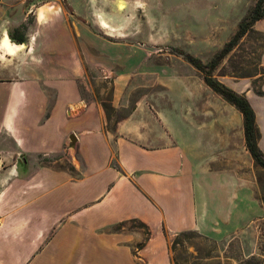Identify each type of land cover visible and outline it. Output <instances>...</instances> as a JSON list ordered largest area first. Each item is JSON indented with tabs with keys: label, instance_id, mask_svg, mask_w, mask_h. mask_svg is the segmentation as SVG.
<instances>
[{
	"label": "crops",
	"instance_id": "0c3cea01",
	"mask_svg": "<svg viewBox=\"0 0 264 264\" xmlns=\"http://www.w3.org/2000/svg\"><path fill=\"white\" fill-rule=\"evenodd\" d=\"M2 1L9 10L0 13V264H171L164 232L223 240L264 214L234 105L220 95L187 113L174 103L153 110L137 103L109 130L98 102L77 96L81 71L69 63L77 55L68 31L45 34L40 63V37L30 29L25 49L12 54L5 36L11 42L9 31L32 9L10 12L31 2ZM223 83L248 99L264 154V80L261 94L250 78ZM70 147L75 162L57 156Z\"/></svg>",
	"mask_w": 264,
	"mask_h": 264
},
{
	"label": "rangeland",
	"instance_id": "374dc122",
	"mask_svg": "<svg viewBox=\"0 0 264 264\" xmlns=\"http://www.w3.org/2000/svg\"><path fill=\"white\" fill-rule=\"evenodd\" d=\"M27 1L33 5L28 3L22 10L15 5L11 10L10 14L21 17L32 9L26 15V24L9 31V36L23 37L30 29L33 38L40 37L34 46V61L40 63V54L47 50L46 35L67 30L77 55L69 63L72 61L81 71L77 96L98 102L107 121L105 127L112 130L137 103L148 109L174 103L187 113L200 100L218 96L183 54L210 61L256 0H136L132 6L126 0H91V5L90 0H74L76 9L66 0ZM8 10L0 0V13ZM90 31L93 40L86 38ZM263 50L264 17L221 59L212 71L213 77L221 82L250 78L252 89H260L264 80L260 64ZM63 155L76 161L73 147L63 149L57 156ZM255 166L259 182L256 195L264 204V169L256 163ZM127 226L139 228L135 222ZM185 232L179 236L180 232H164L171 264H264V214L237 236L223 240L193 230Z\"/></svg>",
	"mask_w": 264,
	"mask_h": 264
},
{
	"label": "trees",
	"instance_id": "16d2710c",
	"mask_svg": "<svg viewBox=\"0 0 264 264\" xmlns=\"http://www.w3.org/2000/svg\"><path fill=\"white\" fill-rule=\"evenodd\" d=\"M264 17V0H256L251 11L243 17L237 25V28L232 37L222 46V48L214 54L208 62H203L200 58L193 56L189 53H185L184 58L187 62L197 68L203 75L204 83L215 93L220 95L225 101L234 105L243 116V130L245 147L252 157L254 163L258 164L264 169V154L257 144L258 131L255 124V113L251 107L248 99L244 94H240L229 88L223 82L215 79L212 75V71L216 68L222 58L236 45L237 41L247 33L252 25L261 18ZM15 44H21L24 42L22 36L10 37ZM256 92L262 93L260 89ZM137 223V227L143 229L146 232V225L139 221H131ZM130 227V226H129ZM121 228L117 226L116 229ZM186 232L182 231L179 235H185ZM176 242V239L173 243Z\"/></svg>",
	"mask_w": 264,
	"mask_h": 264
},
{
	"label": "bare ground",
	"instance_id": "6f19581e",
	"mask_svg": "<svg viewBox=\"0 0 264 264\" xmlns=\"http://www.w3.org/2000/svg\"><path fill=\"white\" fill-rule=\"evenodd\" d=\"M101 25L104 26V27H106V25L104 23H102V22H101ZM3 47H4V49H6L7 51H9L10 53L13 54L15 50H20V49L24 48V45H21V44L20 45L19 44H13L5 36V39L3 41Z\"/></svg>",
	"mask_w": 264,
	"mask_h": 264
},
{
	"label": "water",
	"instance_id": "95a60500",
	"mask_svg": "<svg viewBox=\"0 0 264 264\" xmlns=\"http://www.w3.org/2000/svg\"><path fill=\"white\" fill-rule=\"evenodd\" d=\"M69 139H70V142H71L70 146H72V145H73V141L75 140V136H74V134H71V135L69 136Z\"/></svg>",
	"mask_w": 264,
	"mask_h": 264
},
{
	"label": "built area",
	"instance_id": "2783aa9c",
	"mask_svg": "<svg viewBox=\"0 0 264 264\" xmlns=\"http://www.w3.org/2000/svg\"><path fill=\"white\" fill-rule=\"evenodd\" d=\"M0 223H1V216H0Z\"/></svg>",
	"mask_w": 264,
	"mask_h": 264
}]
</instances>
